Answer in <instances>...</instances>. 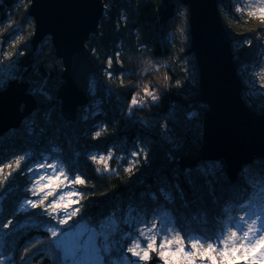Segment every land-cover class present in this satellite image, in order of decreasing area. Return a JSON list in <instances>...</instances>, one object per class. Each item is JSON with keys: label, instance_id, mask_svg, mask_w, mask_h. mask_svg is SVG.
I'll list each match as a JSON object with an SVG mask.
<instances>
[{"label": "trees", "instance_id": "trees-1", "mask_svg": "<svg viewBox=\"0 0 264 264\" xmlns=\"http://www.w3.org/2000/svg\"><path fill=\"white\" fill-rule=\"evenodd\" d=\"M102 1L104 13L97 35H90L86 42L90 60L99 68L89 78L96 86L89 90V103L78 109L74 121L64 118L56 97L63 83V66L55 57L50 38L44 39L34 51L29 43L15 46L6 60L14 75L7 83L15 79L28 82L37 107L17 129L0 139V181L8 177L0 189V224L13 221L7 229H0V256L5 258L0 264H57L45 227L54 225L52 220L38 209L26 213L19 212L17 206L30 182L26 168L47 156L86 180L85 185L72 186L85 194L78 196L80 203L75 205L81 209L71 222L75 225L96 226L116 210L121 214L129 211L140 214L146 221L166 207L184 233L213 237L218 235L222 214L232 209L235 199L245 197L242 184L256 186L264 179V158H259L246 166L248 170L243 172L246 177L241 174L235 183L221 182L211 196L208 183L212 179L193 170L179 169L176 164L182 155L190 147L202 145L206 111L201 102L193 101L198 87L189 86L175 65L166 66L170 78L163 83L142 71L140 62L168 56L166 36L176 23L178 4L173 0ZM232 2L218 0L217 5L220 11L232 16ZM29 18L23 6L16 7V0H0L1 42L10 36L3 26L5 22L22 23ZM225 30L228 36H236L240 44L236 49L231 46L238 76L254 79L263 61L264 20L235 15ZM19 50L24 54H16ZM146 88L157 96L155 101L145 96ZM137 94L143 103L129 112L128 106ZM94 104L99 105V110ZM161 122L166 123L176 143L162 138ZM96 131L101 135L94 139ZM140 144L147 145L151 153L147 166L140 170L127 172L125 164L119 167L112 161L115 169L102 172L90 159L94 153L110 150L117 159L120 154L137 150ZM21 156L26 157L23 165L9 176L8 165L13 166ZM163 190L172 193V199H165ZM232 198L235 199L231 202Z\"/></svg>", "mask_w": 264, "mask_h": 264}, {"label": "water", "instance_id": "water-1", "mask_svg": "<svg viewBox=\"0 0 264 264\" xmlns=\"http://www.w3.org/2000/svg\"><path fill=\"white\" fill-rule=\"evenodd\" d=\"M116 3L118 0H112ZM188 8L190 51L199 73L193 101L208 107L203 115L200 148L190 147L176 165L184 172L200 163L223 162L228 181L243 167L264 158V114L253 112L242 98V83L234 62L232 41L218 9V0H173ZM28 15L34 31L33 51L50 38L55 57L62 62V85L57 99L64 118L75 120L89 103L88 81L99 68L90 60L86 42L97 35L104 13L102 0H30ZM29 83L17 79L0 90V139L17 129L37 107ZM148 264H158L151 252Z\"/></svg>", "mask_w": 264, "mask_h": 264}, {"label": "snow or ice", "instance_id": "snow-or-ice-1", "mask_svg": "<svg viewBox=\"0 0 264 264\" xmlns=\"http://www.w3.org/2000/svg\"><path fill=\"white\" fill-rule=\"evenodd\" d=\"M249 9L250 15H256L257 13L264 17V0H252L251 3L245 5ZM237 11H241L237 8ZM16 54L23 55V50H19ZM2 62V61H0ZM109 67L112 61L108 60ZM108 77L111 79L112 73H108ZM0 83H3L0 79ZM145 96L150 97L152 101L157 99L151 91L145 89ZM139 103H143L140 101ZM138 105V101L134 96L132 98L129 107V112ZM99 110V105H97ZM90 114H92L90 112ZM166 127V126H165ZM101 135L100 131H96L94 139ZM141 154L147 159V152L143 146H140V151H133L132 156L137 157ZM109 158L111 153L108 154ZM26 159L25 156L18 157L16 159L17 167L21 162ZM52 159L45 158L43 162H38L26 168V171L31 173L34 178L38 177V181H43L47 176L48 184L41 186L39 191L35 190V185L28 191L32 196L39 197L36 200L28 199L18 209L19 212H23L24 208L30 207L32 209L40 207L43 215L50 216L51 220L56 222L55 225H45L48 233L47 239L51 242L50 247L57 256V264H139V261H148L152 257L149 254V250L152 252L157 251V248L163 249L159 255L161 259H164L167 253H179L181 259L184 257H194L196 252L208 253L206 257L201 255V259L207 258L211 261V264H234L235 261L244 260L245 264H264V179L258 182L256 185V191L253 192L248 203L240 205L244 209V213L238 218H232L231 222L215 237H189L182 235L178 230L171 226H165L156 235L145 236V232L142 229L140 231L141 236L148 241L145 247H141L139 240L135 241V248H140L138 252L133 247H127V252L131 253L132 257H136V260H129L128 256L121 251L125 246L122 243L112 239L116 233L115 221L111 224L100 223L99 226H89L87 224L72 225L73 230H69V221L76 217L81 209L76 207L69 211L73 204H79V199H69L67 203L63 204V211L56 215L48 212V207L55 209L60 206L59 202L63 201L65 196H84V193H78L71 185H85L86 180L81 178L79 174H76L73 169L66 167L63 163H53ZM94 163L104 162V171H110L107 160L101 156L99 159L93 156ZM11 167V165H8ZM43 169V172H41ZM2 170V169H0ZM50 170V171H49ZM99 171V169H98ZM131 171V168L127 169ZM11 176V173H9ZM62 178V179H61ZM8 177L4 178V181H0V189L4 187V183ZM58 180L59 183H55ZM67 181L68 183H65ZM63 185V187H61ZM50 187L51 190L44 193V188ZM67 188L68 191L64 192ZM44 193V195H41ZM49 196H55L56 199L51 201L49 205L45 206V200ZM165 199L169 197L165 196ZM147 231L152 232L156 227L155 224H147ZM163 223V218H161ZM13 223L12 220H8L6 223L0 224V229H7ZM175 233V239L173 240L172 234ZM159 236L160 243L156 245V239ZM177 247H172L173 243ZM190 246V248L186 247ZM35 247V245H33ZM191 249H195L193 252ZM142 253V254H141ZM215 254V255H211ZM216 255L223 257L220 261H217ZM113 256L116 259H113ZM5 258L0 256V262ZM21 259H24L21 257ZM164 264H169L167 259H164ZM175 264H180L179 261H175ZM186 264H195L194 259H188Z\"/></svg>", "mask_w": 264, "mask_h": 264}, {"label": "rangeland", "instance_id": "rangeland-1", "mask_svg": "<svg viewBox=\"0 0 264 264\" xmlns=\"http://www.w3.org/2000/svg\"><path fill=\"white\" fill-rule=\"evenodd\" d=\"M15 1V0H13ZM112 1V0H111ZM113 2V1H112ZM252 0H233L232 2V16H228L227 13H223L222 11L219 10V13L222 19V23L225 29H227L228 27H230L231 25V20L233 19V17L239 16L241 17V19H253V20H264V17H261L258 13L256 15H250L249 14V9L245 6L248 3H251ZM30 0H16V7H24V9L27 10L29 9V4ZM177 10H176V17H175V25L174 28H172L171 31L168 32L167 36H166V43H167V47H168V51L169 54L166 58H161V60H155L153 58H148L145 60L140 61L141 65H142V71L149 73L148 76H153L156 77L157 81L160 79V81H163V83H165V80H167L168 78H170L168 75H166V66L167 67H172L173 65H175L179 71H181V73L183 74V78L184 81H186V83L189 86H196L198 87V80H199V73H198V69L196 66V62L194 59V55L192 52H190V50L188 48H190V36H189V14H188V8L185 6L180 5L179 3H177ZM237 8H240L241 11H237ZM219 9V7H218ZM17 21H7L3 24V26L5 27V31L8 32L10 31V36L6 37V39L1 42L0 40V79H2L3 83H0V90L6 88L7 86V81L12 79L14 77L13 75V71L11 70V65L6 64V60L10 59L11 57V53L13 52V49L15 48V46H20V45H24L26 43L30 44V40L32 38L33 35V31H34V23L33 20L31 19V17L27 20L24 21L22 23H19ZM9 35V34H8ZM231 38V41L234 40L232 42V45H234L235 49L238 46L239 42L238 39H236V36H229ZM8 39V42H6V40ZM48 39V38H47ZM49 41V40H47ZM240 45V44H239ZM33 51V50H32ZM263 61L262 64H260L259 70H258V74L257 76H255L254 79L250 78L249 80L244 78V77H240L238 76V78L241 79V83H242V98L245 101L246 105L249 107V109H251L253 112L257 113V114H264V55H263ZM141 71V72H142ZM140 75L142 76L143 72ZM250 74V73H249ZM251 75V74H250ZM257 77V79H256ZM158 82H154V85H156ZM6 84V85H5ZM96 83H94V81L91 79H89L88 81V92L89 90L94 89V87ZM179 85V84H178ZM5 86V87H4ZM153 88L155 86H152ZM152 92V91H151ZM89 95V94H88ZM136 99L138 101V105L140 106L141 104L139 103L141 98L138 96V94L136 95ZM95 106V108L97 107L95 104L93 105ZM204 111L207 112L208 107L204 106ZM204 113V112H203ZM151 121V120H150ZM146 126H148L149 124H147L146 122L144 123ZM159 124V123H158ZM166 123L161 122L159 124V131L161 136H163L162 138L165 139L166 141H168L169 143H176V138L173 137L172 134H170L169 129L167 128V125H165ZM166 126V127H165ZM202 131V130H201ZM139 148L135 151H140V145H137ZM143 146V145H142ZM144 149H146L147 152V159L145 160L144 155L141 154L140 156L137 157H133L132 153L133 151L127 154H120L119 156H116L117 159L114 157L113 158V153L112 151H108L105 153H94L92 154L90 157V159H92L93 156L97 157V159H99V157L103 156L105 157V159L107 160L108 163V167L111 170L115 169L114 167V163L112 161L115 162L116 165H118L119 167L122 165H126L124 167V169L127 171V169L131 168V171L137 170V169H141L146 165V162L148 160V155L150 153L149 151V147L147 145L144 144L143 146ZM109 153H111V157L109 158ZM151 154V153H150ZM50 156H47V158ZM45 158H43L42 160H39L38 162H43ZM52 159V158H49ZM256 161V159H254L249 165L253 164ZM36 162V163H38ZM53 163H61L60 161L53 159L52 160ZM23 161L21 162L20 166L17 167L16 165V161L14 162V165L10 167L9 169V173L14 174L15 172L18 171V169L23 165ZM35 163V164H36ZM94 163V162H93ZM97 165L98 169L102 170V172H104V162L101 161L100 163H94ZM149 164V162H148ZM34 165V164H33ZM113 165V167L111 166ZM113 169H112V168ZM8 170V169H7ZM248 168L243 167L241 171H239V173L237 174L235 180L233 181L234 183L239 179V177H246L245 173H243L244 171H247ZM50 171V170H49ZM193 171L198 172L199 174L205 175L206 178L212 179V181L209 180V190L211 191V196L216 193V190L218 188V186H220L221 182L228 180L226 177V173H225V166L223 162H207L205 161L204 163H200L196 168H194ZM2 172V170H0V173ZM41 172H43V169H41ZM106 172V171H105ZM109 172V171H108ZM129 172V171H127ZM1 176V174H0ZM62 179V178H61ZM28 180L29 185L26 187V190L24 191V198H21V200L17 203L18 208H20L28 199H32V200H36L39 197H34L32 196L31 192L28 191L29 189L33 188V185H35V190L39 191L41 186L47 185L48 184V179L47 176L45 177V179L43 181H38V177L34 178L33 175L31 173H29L28 176ZM55 183H59L58 180L55 181ZM65 183H68L67 181H65ZM207 184V183H206ZM207 184V185H208ZM73 185H71L72 187ZM61 187H63V185H61ZM242 187L245 188V197L246 198V203H248L250 197L253 194L252 189L256 188V186H251L249 184H242ZM208 189V188H207ZM51 188L50 187H45L44 188V193L50 191ZM68 189L65 188L64 192H67ZM44 193H41V195H44ZM179 193V192H178ZM235 193L237 194V192L235 191ZM163 197L167 196L169 197L168 200L172 199L173 194L172 193H168V191H164L162 192ZM244 198H242L244 200ZM56 197L55 196H49L47 200H45V206L49 205L51 201L55 200ZM69 199L72 200H77L78 196H73V197H68L65 196L63 201H60L59 204L60 206L56 207L55 209H53L52 207H48V212L56 215L58 213H61L63 211V204L67 203V201ZM213 197H212V201H213ZM231 199V198H230ZM234 200V198H232L231 202ZM1 202V201H0ZM235 202H239L238 200H234V202L231 204L232 209L228 212L225 211V214H222L221 216V226L220 229L218 231V234H220V232L231 222L232 218H238L240 215H242L244 213V209H242L240 207V205H242L241 203L244 202L242 201L241 203L239 202L238 204ZM75 205L73 204L72 207L69 209V211H71L72 209H75ZM238 205V207H237ZM237 207V208H235ZM228 209H230V206L227 207ZM38 209L40 211V214H42V209L40 207L32 209L30 207H26L24 208L23 212L28 213L31 210H36ZM223 210H226L223 209ZM43 215V214H42ZM47 218L50 219V216L48 215H43ZM161 218H163V223L161 222ZM113 220L115 221V225H116V233L115 235L112 237V239L118 241L119 243H122L125 247L121 249V251H123L129 258V260H136V257H132L131 253L127 252V247H133L135 248V241L139 240L141 242V247H145L148 243V241L144 238V236H141L140 231H137V229H142L145 232V236H149V235H156V233L158 231H160L163 227L165 226H171L173 228H175L176 230H178L182 235L184 236H189V237H196V236H200L196 233H184L180 228H178L175 223H174V217L173 214L168 212V210L166 209H161L160 212H156V214H153L150 218H148L145 222H147V224H155L156 227L152 230V232H148L147 231V225L146 223H143L141 221H144V219L141 217L140 214L137 213H133L131 211L126 212L125 214H121L119 213L118 210H116L115 212H113L112 214H110L109 217H107L106 219H103L102 221H100L96 226H99L100 223H107V224H111L113 222ZM53 224L55 225L56 222L54 220H52ZM71 221H69V230H73V228L71 227L72 225H74L73 223H71ZM84 224V223H83ZM79 225V224H78ZM216 236V235H215ZM213 236V237H215ZM202 237V236H200ZM173 240L175 239V233L172 234L171 237ZM160 237L157 236L156 239V245H159L160 243ZM172 247H177V245L175 244V242L173 243ZM188 248H190V246H186ZM136 251L140 252L141 249L140 248H135ZM193 252H196L195 249H191ZM160 251H163V249H159L157 248V251L152 252L151 250H149V254L151 256V252L155 253L157 256V260H158V264H164V259H167L169 261V264H175V261H179L180 264H186V261L188 259H194L195 260V264H211V261L208 260L207 258L205 259H201V255H204L205 257L207 255H209L208 253H199L196 252V255L194 257H184L183 259H181V256L179 253H167L164 259H161L159 253ZM142 254V253H141ZM211 255H215V254H211ZM113 259H116L115 256H113ZM216 259L217 261H220L221 259H223L222 256L220 255H216ZM149 261H139V264H148ZM234 264H245L244 260H238L235 261Z\"/></svg>", "mask_w": 264, "mask_h": 264}, {"label": "bare ground", "instance_id": "bare-ground-1", "mask_svg": "<svg viewBox=\"0 0 264 264\" xmlns=\"http://www.w3.org/2000/svg\"><path fill=\"white\" fill-rule=\"evenodd\" d=\"M235 199V198H234ZM235 200H238L240 203L242 202V201H244V202H242L241 204H244L246 201H245V199L243 200L242 198H237V199H235ZM239 202H235V204L237 203H239ZM237 207H238V205H237ZM237 207H235V208H237Z\"/></svg>", "mask_w": 264, "mask_h": 264}]
</instances>
